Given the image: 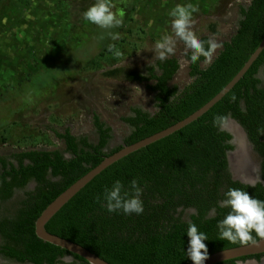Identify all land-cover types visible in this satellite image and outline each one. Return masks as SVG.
Returning <instances> with one entry per match:
<instances>
[{"label":"trees","instance_id":"trees-1","mask_svg":"<svg viewBox=\"0 0 264 264\" xmlns=\"http://www.w3.org/2000/svg\"><path fill=\"white\" fill-rule=\"evenodd\" d=\"M121 1V0H119ZM133 9L134 0H125ZM69 17V26H82L83 12L94 0H61ZM115 4L117 0H112ZM241 18L230 39L222 43L219 53L206 67L201 57L190 62L192 81L180 88L171 84L180 69L179 59L169 57L147 66L146 72L118 67L109 75L131 82L145 83L155 94L157 109L132 108V115L123 117L132 131L123 144L108 149L112 127L100 114L93 113L98 138L76 135L70 128L60 131L48 126L62 140L66 158L59 149H23L0 155V254L15 261L31 264H61L72 256L75 264H89L83 257L46 242L36 234L35 222L43 210L63 191L99 165L105 157L158 133L201 108L219 93L241 70L264 38V0H251L240 7ZM213 29V28H212ZM208 35L199 39L207 41ZM190 53L187 57L189 59ZM264 50L243 78L208 112L197 120L113 163L72 199L46 224L53 234L79 243L112 264H191L186 256L188 223L194 222L207 234L209 255L240 246L220 240L217 222L229 209L219 202L229 188L247 191L264 200ZM235 95L236 100L231 97ZM216 115L236 120L245 130L254 150L261 157L263 181L249 184L235 179L229 166L228 151L235 149L233 134L222 126H213ZM137 178L143 188L142 215L109 213L102 207L103 192L114 180L125 187ZM34 184L33 188H30ZM23 192L18 205L2 213L3 204ZM101 197L98 202L97 197ZM187 210H193L185 216ZM257 241L260 238L252 233ZM185 251H184V250ZM264 254L244 256L219 264H238Z\"/></svg>","mask_w":264,"mask_h":264},{"label":"rangeland","instance_id":"rangeland-1","mask_svg":"<svg viewBox=\"0 0 264 264\" xmlns=\"http://www.w3.org/2000/svg\"><path fill=\"white\" fill-rule=\"evenodd\" d=\"M250 2L134 0L131 9L125 0H117L113 11L124 10L123 26L113 30L120 33V39L112 41L105 30L85 20L79 28H71L61 0H0V155L38 148L59 149L71 158L65 143L48 126L60 131L70 128L73 134L87 135L96 141L94 112L112 127L108 149L123 144L132 131L123 117L132 115L133 107L155 112V94L145 83L127 81L107 72L122 67L145 73L147 66L156 61L155 43L172 35L167 13L177 4L198 7L193 15V31L198 38L208 35L222 44L238 27L240 7ZM188 53L190 50L183 42L177 41L173 57L179 59L180 69L171 84L180 88L192 81ZM201 65L206 67L209 63L204 61ZM259 76L264 84V72ZM232 120L229 118L223 127L238 128L245 144V161L254 164L257 178L261 174V157L245 130ZM235 137L234 151L238 153L242 145ZM231 171L234 178H239L233 166ZM33 187L31 184L30 188ZM22 196L23 192L17 191L13 199L3 204L2 213L18 205ZM192 212L187 210L185 216ZM61 264L75 263L73 257L67 256ZM240 264H264V257Z\"/></svg>","mask_w":264,"mask_h":264},{"label":"clouds","instance_id":"clouds-1","mask_svg":"<svg viewBox=\"0 0 264 264\" xmlns=\"http://www.w3.org/2000/svg\"><path fill=\"white\" fill-rule=\"evenodd\" d=\"M115 7L112 0H94V3L83 12V20L105 30L112 41L119 40L120 33L113 30L123 26L124 10L116 8L113 11ZM198 11V7L192 4H177L168 11L172 35H165L155 43L156 60L163 62L175 55L177 41H182L190 50L189 61L192 64L201 57L209 64L212 62L216 50L222 47V44L211 38L207 41L198 38L193 31V15ZM231 99L235 101V95ZM226 119L223 115L214 116L213 126H222ZM256 179L259 181L260 176L257 175ZM248 187H255V182L250 183ZM142 195L143 188L137 178H133L127 187L121 180L116 179L111 187L105 188L101 206L106 207L109 213L123 212L125 215L139 216L144 212ZM96 199L99 202L101 197L98 196ZM219 207L229 209L223 219L217 222L220 240H227L232 244L254 245L257 243L252 235L254 232L256 237L264 241V200L250 196L242 189L229 188L219 202ZM186 234L189 238L186 251L183 249L186 256L193 264H205L209 255L205 243L208 240L207 234L200 231L197 224L191 221L188 223Z\"/></svg>","mask_w":264,"mask_h":264},{"label":"water","instance_id":"water-1","mask_svg":"<svg viewBox=\"0 0 264 264\" xmlns=\"http://www.w3.org/2000/svg\"><path fill=\"white\" fill-rule=\"evenodd\" d=\"M263 50H264V38L259 44V46L257 47V49L251 54L250 58L246 61L244 66L241 68V70L234 76V78L219 93H217L211 100H209L205 105H203L201 108H199L198 110L190 114L185 119L177 122L176 124L158 133H155L149 137H146L130 145L124 144L123 147L119 151L113 153L110 156L105 157L104 160L99 165L94 167L87 174H85L79 180L73 183L69 188L63 191L43 210L41 215L37 218L35 222V227H36L35 231H36L37 236L46 242H50L56 246H59V247H62L68 250L69 252L73 254H77L83 257L85 260L89 262V264H112L109 261L97 255L96 253L90 251L86 247L80 245L79 243H76L67 238L51 233L50 231L47 230L46 224L67 202H69L70 199H72L82 188H84L91 180H93L98 174H100L107 167L117 162L121 158L129 155L130 153L137 151L143 147H146L147 145L151 143H154L162 138H165L173 134L174 132L182 129L183 127L187 126L188 124L192 123L193 121L197 120L199 117L204 115L206 112H208L243 78L245 73L249 70L252 64L257 60V58L260 56ZM232 143L233 144L235 143L234 138L232 140ZM233 151L234 150L228 151V159H229V154ZM229 166H230V163H229ZM259 169L261 172V166ZM259 176H260L259 181H263L261 174H259ZM237 180L243 183H246V184H250L249 182H244L240 179H237ZM259 181H257L256 179L254 182L256 184ZM257 254H264V241H261L260 239L257 240V243L254 245L249 243V244L227 248V249L212 253L208 255V259L205 261V264H219L227 260L236 259V258H240L244 256H252V255H257ZM240 262H246V261H238V264H240Z\"/></svg>","mask_w":264,"mask_h":264},{"label":"bare ground","instance_id":"bare-ground-1","mask_svg":"<svg viewBox=\"0 0 264 264\" xmlns=\"http://www.w3.org/2000/svg\"><path fill=\"white\" fill-rule=\"evenodd\" d=\"M234 121V120H232ZM237 125L238 123L236 121H234ZM241 127V126H240ZM231 130H229L234 137L236 138V142L240 143V145H242V148H240V150L237 152L233 151L231 153L233 154H229V163H230V168L232 170V166L235 169L236 174H238L237 179H240L244 182H254L256 180V171H255V167L254 164L252 162H247L245 160H247L246 155H243V148L245 146L243 139L241 138V133L238 130V128H236L234 125L230 126ZM242 128V127H241ZM227 129V128H226ZM243 129V128H242ZM239 145V144H238ZM259 174V173H258Z\"/></svg>","mask_w":264,"mask_h":264},{"label":"flooded vegetation","instance_id":"flooded-vegetation-1","mask_svg":"<svg viewBox=\"0 0 264 264\" xmlns=\"http://www.w3.org/2000/svg\"><path fill=\"white\" fill-rule=\"evenodd\" d=\"M2 244V240H1V237H0V245ZM256 260V259H255ZM262 260V259H261ZM260 260V261H261ZM0 262H4V263H11V262H17V263H21V262H18V261H15V260H13V259H11V258H8V257H6L5 255H3V254H0ZM24 263H29V262H24ZM23 263V264H24ZM22 264V263H21ZM29 264H31V263H29Z\"/></svg>","mask_w":264,"mask_h":264}]
</instances>
